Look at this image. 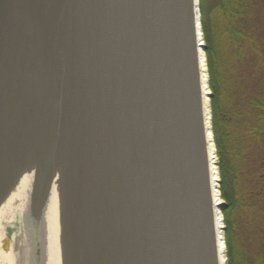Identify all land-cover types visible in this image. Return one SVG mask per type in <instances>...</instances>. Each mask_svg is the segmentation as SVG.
Wrapping results in <instances>:
<instances>
[{"label": "water", "instance_id": "water-1", "mask_svg": "<svg viewBox=\"0 0 264 264\" xmlns=\"http://www.w3.org/2000/svg\"><path fill=\"white\" fill-rule=\"evenodd\" d=\"M198 26L199 0H0V82L50 65L31 212L70 132L75 264H220Z\"/></svg>", "mask_w": 264, "mask_h": 264}, {"label": "trees", "instance_id": "trees-1", "mask_svg": "<svg viewBox=\"0 0 264 264\" xmlns=\"http://www.w3.org/2000/svg\"><path fill=\"white\" fill-rule=\"evenodd\" d=\"M227 264H264V0H199Z\"/></svg>", "mask_w": 264, "mask_h": 264}, {"label": "bare ground", "instance_id": "bare-ground-1", "mask_svg": "<svg viewBox=\"0 0 264 264\" xmlns=\"http://www.w3.org/2000/svg\"><path fill=\"white\" fill-rule=\"evenodd\" d=\"M198 31L202 32V26H198ZM199 65L218 253L220 264H226L227 247L224 217L221 212L223 204L221 179L212 124V92L206 52L202 48L199 50ZM49 98L50 65L46 58L45 47L40 42L33 50L28 51L0 82V125L3 126V122H7L6 116L10 119L17 117L18 121H26L21 126L22 129L20 128L21 154L14 165L9 166L1 175V178L11 175L6 182L12 183V187L8 189L9 183H5V188L0 189V264H21V257L14 248L9 252L4 250L6 239L16 238L10 233L9 228L18 217L24 221L25 230L28 229L29 223L33 227V243L35 241L38 264H75L69 131L63 132L58 141L49 188L42 209L39 212H31L33 207L31 201L43 161L41 150ZM29 217H32L34 223L36 221L37 231L32 220L28 223Z\"/></svg>", "mask_w": 264, "mask_h": 264}, {"label": "rangeland", "instance_id": "rangeland-1", "mask_svg": "<svg viewBox=\"0 0 264 264\" xmlns=\"http://www.w3.org/2000/svg\"><path fill=\"white\" fill-rule=\"evenodd\" d=\"M6 117L7 122H3V126L0 125L2 126L0 129V177L8 170L9 166L14 165L21 154L19 151L21 144L19 136L21 134V126L26 123L25 120L18 121L17 117H12L13 119H10L9 116ZM7 178L8 177L4 178V176L1 178V189L4 188ZM222 202L224 203L223 199ZM31 220L32 217H29L28 223ZM31 222L34 224L35 231H37L38 226L36 225V221L35 223L33 220ZM9 229L11 231L10 233L14 234L16 238H7L4 242V250L9 252L14 248L21 257V264H38V253L36 251L35 241L33 243V227H31V223H29L28 229L25 230L24 221H22L21 217H18L16 222L11 225Z\"/></svg>", "mask_w": 264, "mask_h": 264}]
</instances>
